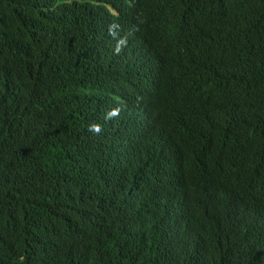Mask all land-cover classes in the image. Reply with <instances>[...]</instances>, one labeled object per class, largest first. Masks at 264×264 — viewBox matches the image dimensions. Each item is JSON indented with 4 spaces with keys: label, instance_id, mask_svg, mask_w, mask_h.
Here are the masks:
<instances>
[{
    "label": "trees",
    "instance_id": "obj_1",
    "mask_svg": "<svg viewBox=\"0 0 264 264\" xmlns=\"http://www.w3.org/2000/svg\"><path fill=\"white\" fill-rule=\"evenodd\" d=\"M121 1L0 0V264H120V253L141 250L134 198L107 234L90 231L99 210H89L113 184L128 188L129 167L124 153L103 154L91 121L107 88L80 94L68 77L103 42L85 26L105 15L103 4ZM140 1L163 66L161 117L188 125L167 124L180 144L186 135L207 140L202 163H183L189 204L237 264H264V0ZM177 95L184 106L170 105ZM107 161L113 181L96 171ZM46 178L71 194L62 218L42 193Z\"/></svg>",
    "mask_w": 264,
    "mask_h": 264
},
{
    "label": "clouds",
    "instance_id": "obj_2",
    "mask_svg": "<svg viewBox=\"0 0 264 264\" xmlns=\"http://www.w3.org/2000/svg\"><path fill=\"white\" fill-rule=\"evenodd\" d=\"M103 6L105 15L100 21L85 26L103 42L94 54L69 65L68 77L78 80L80 94L95 87L107 88L102 97L104 105L91 121L103 154L124 153L129 173L125 178L128 188L113 184L111 192L107 191L89 210H99L90 231L103 237L118 213H127L125 200L132 206L130 198H134L138 207L130 222L141 241V250L138 254L120 253V264H237L214 227L204 223L189 204L183 163L186 157L202 163L207 140L186 135L180 144L171 129L185 131L188 125L161 117L158 94L163 66L146 41L141 1L123 0L116 6ZM180 10L168 14L166 29ZM65 20L58 19L53 37ZM212 51L205 50L201 57ZM185 103V95L170 100L171 106ZM37 171L29 167L27 172ZM96 171L113 181L112 161L97 166ZM42 193L55 217L62 218L69 211V191L49 187L46 178Z\"/></svg>",
    "mask_w": 264,
    "mask_h": 264
}]
</instances>
